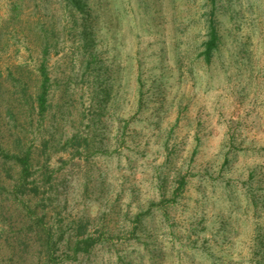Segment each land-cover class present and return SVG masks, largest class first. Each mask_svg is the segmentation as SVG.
Instances as JSON below:
<instances>
[{
    "label": "rangeland",
    "instance_id": "rangeland-1",
    "mask_svg": "<svg viewBox=\"0 0 264 264\" xmlns=\"http://www.w3.org/2000/svg\"><path fill=\"white\" fill-rule=\"evenodd\" d=\"M87 1L84 22L62 0H0V124L11 103L30 143L50 141L55 227L114 235L78 260L61 246L56 264H116L119 252L132 264H264V0H217L210 64L199 53L211 0ZM43 55L41 117L23 89L36 91ZM73 135L82 146L64 148ZM150 206L147 242L127 240Z\"/></svg>",
    "mask_w": 264,
    "mask_h": 264
},
{
    "label": "trees",
    "instance_id": "trees-1",
    "mask_svg": "<svg viewBox=\"0 0 264 264\" xmlns=\"http://www.w3.org/2000/svg\"><path fill=\"white\" fill-rule=\"evenodd\" d=\"M62 1L65 10H76L81 13L84 22L87 21V15L91 14L87 0ZM211 1L212 7L206 19L207 39L203 41V48L199 53L208 64L213 62L221 41L217 0ZM86 35L89 36L85 29L84 38L87 41L85 45H89L91 39ZM47 59L48 57L43 55L40 65L41 80L36 91L30 92L27 86L23 89L24 99L31 102V108L41 117H44L50 108L51 76L47 68ZM1 83L0 81V104L3 105V96L6 99L7 96L2 90ZM101 92L107 96L110 87L101 86ZM7 102L10 100L7 99ZM24 106L22 105L21 108ZM6 113L5 122L0 124V248L8 254L5 257L11 258L12 264H24L25 255L30 253L33 257H37V261L32 262L33 264H56L59 257L57 253L61 246H64L65 255L78 260L81 257H90L98 248L112 244L114 236L112 233L104 230L96 233L87 232V221H81L76 231L70 233L62 231L50 222L49 207L58 199L60 192V184L54 181L49 163L50 141L44 140L39 146L35 141L30 143L24 124L19 123L11 103H8ZM72 145L76 148L82 146L78 135L70 137L64 148L68 149ZM85 146L88 148L89 144ZM185 185L186 177L181 175L174 188L173 200L184 191ZM151 212L150 206L147 210L136 214L127 240L147 242L142 241L143 234L139 233V230L142 228L144 218ZM109 250L112 251L111 246ZM118 255L119 260L116 264H132L127 261L125 254L121 255L119 252Z\"/></svg>",
    "mask_w": 264,
    "mask_h": 264
}]
</instances>
